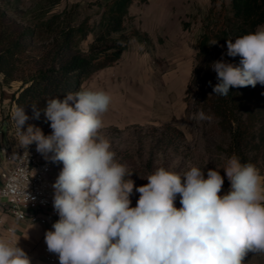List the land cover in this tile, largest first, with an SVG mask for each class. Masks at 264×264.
<instances>
[{"label": "clouds", "instance_id": "9594fccd", "mask_svg": "<svg viewBox=\"0 0 264 264\" xmlns=\"http://www.w3.org/2000/svg\"><path fill=\"white\" fill-rule=\"evenodd\" d=\"M226 55L240 56V65L223 58L212 63L215 95L264 85V26L228 40ZM111 102L108 92L89 88L48 99L47 136L34 125L23 130L29 119L23 108L13 113L19 147L35 144L63 165L53 184L59 219L45 234L59 264H245L249 254H264V175L254 164L236 154L227 159L222 170L230 187L224 195L220 171L209 169L205 178L196 166L183 174L158 168L147 184L135 187L102 134ZM34 115H40L35 108ZM192 118L211 120L203 111ZM134 187L140 195L131 207ZM16 233L13 225L0 237V264H31Z\"/></svg>", "mask_w": 264, "mask_h": 264}, {"label": "trees", "instance_id": "16d2710c", "mask_svg": "<svg viewBox=\"0 0 264 264\" xmlns=\"http://www.w3.org/2000/svg\"><path fill=\"white\" fill-rule=\"evenodd\" d=\"M19 1L0 0V84L20 82L11 103L23 108L28 125L47 136L52 132L44 115L48 99L62 100L79 91L95 72L116 63L134 37L149 41L148 34L138 28L127 31L130 7L147 0H105L98 20L91 23L87 16L78 24L74 22L77 4L53 12L62 0H34L28 7ZM203 21L186 93L197 89L200 111L215 117L228 137L231 156L264 166V85L230 88L228 96L221 97L213 93L218 81L211 68L221 58L240 65V56L226 55L227 41L234 43L264 24V0H230L229 8L222 3L219 9L214 4ZM90 34L92 40L83 50L81 43ZM34 108L40 113L38 119ZM62 167L61 162L52 161L53 170Z\"/></svg>", "mask_w": 264, "mask_h": 264}, {"label": "rangeland", "instance_id": "374dc122", "mask_svg": "<svg viewBox=\"0 0 264 264\" xmlns=\"http://www.w3.org/2000/svg\"><path fill=\"white\" fill-rule=\"evenodd\" d=\"M33 1L20 0L19 5L28 7ZM214 1H137L141 9L136 7L133 10L136 14L130 13L132 18L127 22V31L138 28L148 34L149 41L134 37L135 40L123 57H120L121 60L95 72L83 83V88L104 90L111 95L109 110L103 115L102 134L110 140L118 162L132 173L127 178L134 181L135 187L147 184L146 178L158 168L183 174L196 166L202 169L205 178L209 169L220 171L224 177L220 195L229 190L230 182L222 170L231 157L228 137L216 124L214 116L208 115L211 120L203 121L192 118L193 114L200 112L196 103L198 92L192 87L186 93L204 17L214 4L217 9L222 3L229 8L230 0ZM104 2L105 0H62L53 12L77 4L74 22L78 24L88 16L92 23L98 20ZM162 9L166 10L165 14L169 11V17L164 15L156 20L146 18ZM184 22L188 23V27ZM146 27H150L151 34ZM161 27L164 28L163 38L152 32L155 29L162 32ZM92 37L90 34L81 43L83 50L88 49ZM168 52L182 58L183 65L173 61L174 56L169 59ZM169 70L178 73L182 70L186 76L184 89L179 97L176 90L170 89ZM14 83L20 84L19 81ZM27 126L26 122L24 128L27 129ZM257 168L264 175L263 164L260 163ZM61 170L52 171L53 184ZM135 187L130 195L131 207L136 206L140 195ZM174 205L181 207L179 195ZM245 264H264V254H250Z\"/></svg>", "mask_w": 264, "mask_h": 264}, {"label": "built area", "instance_id": "2783aa9c", "mask_svg": "<svg viewBox=\"0 0 264 264\" xmlns=\"http://www.w3.org/2000/svg\"><path fill=\"white\" fill-rule=\"evenodd\" d=\"M52 171L51 154L37 152L36 145L7 149L0 168V208L19 220L52 226L59 219L53 207ZM44 256L55 261L47 247Z\"/></svg>", "mask_w": 264, "mask_h": 264}, {"label": "crops", "instance_id": "0c3cea01", "mask_svg": "<svg viewBox=\"0 0 264 264\" xmlns=\"http://www.w3.org/2000/svg\"><path fill=\"white\" fill-rule=\"evenodd\" d=\"M136 7L141 9L140 5L137 4V1H135L130 7V13L136 14V12H133ZM165 13V9L156 10L153 12V16H147L146 18L151 17V19L156 20L158 18L164 17V15L165 17H169V11H167V14ZM140 16H143V14H141ZM149 28L146 27L145 29L151 34ZM161 29L162 32H158L159 29H155L152 32H156L155 35H159L163 38L162 33L164 31V28L161 27ZM133 40L135 39L133 38L131 42ZM129 48L130 45L128 49L122 53V57L123 54L129 50ZM168 56V58L170 59L174 55L172 54V52H168ZM121 58L119 60H121ZM173 61H178V64L180 62V65H183L181 62L182 58H178L177 55L174 56ZM170 63L173 64L172 61ZM169 77L170 89L176 90L177 96L179 97L184 89V80L186 79V76H184V72L182 70L179 73L176 71L173 72L169 70ZM2 78L3 76L0 75V82L2 81ZM14 82L7 85L0 84V168L5 164V151L10 148L19 147L17 140L18 129L16 127L15 121L13 120V113L15 112L16 107L14 104L11 103V100L13 93L19 87L20 84L16 85ZM23 130L26 131L25 128ZM34 145L35 144H32L30 146ZM13 225L17 227L16 235L18 238H20L18 246L26 252V254L31 260V264H59L58 256L56 254L51 253V255L55 257L54 262H49L44 256V248L47 247L45 243V234L47 231L52 230V226L48 224L43 225L39 223H29L24 220H19L13 216L6 214L3 209L0 208V237L6 236L7 230Z\"/></svg>", "mask_w": 264, "mask_h": 264}]
</instances>
